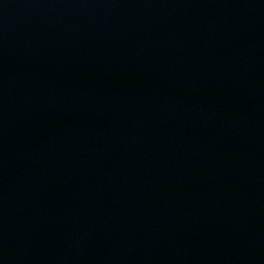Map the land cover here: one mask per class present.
I'll list each match as a JSON object with an SVG mask.
<instances>
[{
	"label": "water",
	"instance_id": "obj_1",
	"mask_svg": "<svg viewBox=\"0 0 264 264\" xmlns=\"http://www.w3.org/2000/svg\"><path fill=\"white\" fill-rule=\"evenodd\" d=\"M0 264H264V0H0Z\"/></svg>",
	"mask_w": 264,
	"mask_h": 264
}]
</instances>
